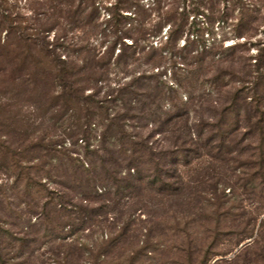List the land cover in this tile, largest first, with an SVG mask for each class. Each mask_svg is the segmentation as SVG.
Instances as JSON below:
<instances>
[{"label": "rangeland", "instance_id": "1", "mask_svg": "<svg viewBox=\"0 0 264 264\" xmlns=\"http://www.w3.org/2000/svg\"><path fill=\"white\" fill-rule=\"evenodd\" d=\"M211 1L218 10L232 2ZM240 1L264 10V0ZM96 2L87 24H72L50 18L47 0H0V264H264L261 87L252 88V77H227L215 65L223 49L199 61L189 89L183 72L197 36L262 46L264 22L247 39L231 37L235 24L189 17L162 51L133 55L123 47L118 58L119 45L103 53L115 28L131 43L136 10L109 19L104 8L114 0ZM21 35L35 49V66L18 62ZM46 50L76 78L98 65L102 81L83 83L90 96L83 106L64 104L63 90L45 77ZM148 57L159 64L156 76L139 79L150 75ZM227 58L264 66L256 47ZM233 84L239 105L230 108ZM242 97L253 98L241 104ZM172 105L173 116L164 115ZM129 146L144 157L135 175L125 167Z\"/></svg>", "mask_w": 264, "mask_h": 264}, {"label": "trees", "instance_id": "2", "mask_svg": "<svg viewBox=\"0 0 264 264\" xmlns=\"http://www.w3.org/2000/svg\"><path fill=\"white\" fill-rule=\"evenodd\" d=\"M141 1L142 0H114V3L110 6H105V8L103 6L104 9L110 11L111 16H109V19H113L112 17L115 15L122 16V12H127L132 7H134L136 13L133 14L135 15L134 17H137L134 19V21L139 24L134 30V34H132V36H128L129 39H131L130 44H126L123 41L126 35L121 33L118 34L120 30L115 28L113 39L109 43L108 50L103 54L106 53L108 55H113L117 45L122 47L118 50V52H116V57L118 58H121L125 55V49L123 47L130 49L133 55L139 54L147 56L149 52H160L164 47L166 48L168 45L179 40L178 33L180 31V24H186L189 17L195 18L199 15L204 18L206 24L211 25L215 22H229L231 24H235L230 33L231 37L234 38H239L242 36L247 39L250 38L252 35H254V33H256L257 26L264 22V10H262V8L256 6L254 3L245 4L240 0H232V2L224 4L226 6H224L222 10H218L217 3L211 0H150V3L148 4H144V2ZM47 3L48 10L50 11V18L55 16L54 14L57 13V18H63L65 21L72 24H87L89 14L96 11L98 7H101V5L96 2V0H47ZM87 10L89 11L88 13H86ZM150 15L153 17V19L150 18ZM145 24H148L149 26L146 27ZM164 25H168V27L166 29V33L161 36L162 30L165 27ZM207 29H210V26H208ZM159 36H161V38H159L160 40L158 42L148 41L150 38ZM218 39L219 40L212 39V41L206 43L202 36L196 37L195 48L190 49L187 53V56L184 57L186 60H184L185 62L183 63V72L185 73L184 80L186 82L184 83L187 84L186 87L189 89L190 86L192 87L193 82L197 80L195 76H197L202 69V63L199 61L206 57L214 59L216 55V49H223L227 55L221 60H219L218 57V60L215 61V65L218 67L224 66L222 71H224L225 75H227V77L231 76L235 78L237 83L248 79L246 77H252V83L250 82L252 84V88H258V86H260L261 98H264V66L258 68L254 64L242 65L239 63L236 65L233 60L227 58V56L235 57L238 54H248L250 53V47H256L258 60L264 61V41L261 42L262 46L254 45L249 41L234 42L228 46H224V41L228 39L226 34H223ZM28 41L29 39L26 36L21 35L18 44L15 46L21 50V52L18 54L22 59V61H18L21 63L20 66H23L24 61L29 58L31 59V63L34 64L36 62V60L32 57L33 51L35 53V49L28 44ZM144 41H147V43L143 46L140 45L141 42L144 43ZM186 44L188 43H184L183 46ZM43 53L45 57L49 59V66L46 69L47 71H45L47 72L45 77L50 79L53 78V81H55L57 85L63 90L64 96L66 97L64 104L67 106H83V104L87 103V101L90 100V96H84V91L87 90V86H84L83 83H86V81L89 79L93 80L94 83H101V75L103 74L99 70L98 65H96L97 68L94 67V69L91 68L92 66H89L87 69L84 68V73H86L81 74V76H79L80 78H76L74 77L72 68L66 66L63 61H61L62 65H59L58 63H55L56 58L51 57L50 59V51L46 50ZM103 54L100 55V59ZM247 58L250 59L251 56H247ZM15 59L16 58L14 57V60ZM190 59L193 61L190 62ZM155 61L156 60H153L150 57L147 58L146 63L149 68L150 75L145 77L143 74H140L139 79L141 77L142 79H147L151 76H156L155 69H158L159 64ZM193 65L195 68H193ZM252 66L253 69L251 68ZM218 75L219 73L213 76L212 81L214 83H217L219 80L220 75ZM149 85L150 84L148 83V86ZM172 85L174 86L173 88H181L183 84L181 85V83L176 82ZM126 86L128 85H121L119 88L122 89ZM234 86V84L233 87L231 86V91L233 92H231L230 89L226 91L231 92V97L228 100V103L231 105L230 108H234L236 105H239V102L237 101L238 89ZM222 87L226 88L227 86L222 84ZM252 88L250 89L252 90ZM74 92L75 94L73 96ZM76 93H78L77 97ZM248 98L249 100H252L253 97ZM247 99L246 97H242L240 103L247 104ZM258 100L259 99L257 98L255 101L257 102ZM215 104H217V102ZM173 108L174 106L172 105L168 111L164 112V115L172 117ZM249 119H251V117ZM256 131L259 133H264L263 129L258 126V122ZM80 133L81 135H84V131L82 129H80ZM176 147L180 152L185 151V148H183L181 145ZM144 148L145 150L146 148L149 150L148 146H144ZM135 151L136 150L132 146H129V148L125 151L127 152L125 167L128 170L133 169L134 175L139 173V165L145 163L144 157L140 158V155H138L139 157L136 156ZM146 155L148 156L149 153ZM258 166L260 168L262 177H264V174H262V166ZM157 179L158 178H156V180ZM137 180L141 181L140 179ZM158 181L160 184L164 183L163 180L159 179Z\"/></svg>", "mask_w": 264, "mask_h": 264}]
</instances>
